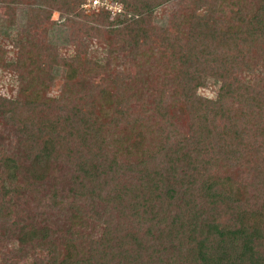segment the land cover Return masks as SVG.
Returning a JSON list of instances; mask_svg holds the SVG:
<instances>
[{"label":"trees","instance_id":"obj_1","mask_svg":"<svg viewBox=\"0 0 264 264\" xmlns=\"http://www.w3.org/2000/svg\"><path fill=\"white\" fill-rule=\"evenodd\" d=\"M115 1L113 18L85 14L83 0L0 1L11 21L17 5L29 15L6 30L12 56L0 47L15 86L0 114L21 152L0 147V167L20 172L0 185V218L8 193L37 202L0 264H264V0H188L162 26L152 17L170 0ZM53 11L73 46L57 94ZM115 61L138 73L137 97ZM52 163L67 169L43 193Z\"/></svg>","mask_w":264,"mask_h":264},{"label":"rangeland","instance_id":"obj_2","mask_svg":"<svg viewBox=\"0 0 264 264\" xmlns=\"http://www.w3.org/2000/svg\"><path fill=\"white\" fill-rule=\"evenodd\" d=\"M0 1L5 2L6 0ZM112 1L114 2L113 5H115V7H112L111 9L100 8L99 10H95L92 7L86 5L87 0H83L80 7L85 14H99L103 10H107L110 11V17L113 18L117 15V13L121 12V5L115 0ZM187 1L188 0H170L165 2L155 10V13L152 17V22L158 26L166 25L170 12L178 9H184ZM6 5V7H0V47H5L8 50V56L11 57L12 53L10 54L9 52H12L13 50L11 51L10 37H7V35H5L6 30L7 32L10 31V33H14L16 30L24 29L28 24L27 21L29 15L27 6L20 4L15 7V10L13 11V21H11V18L8 16L9 5ZM51 19L57 21V23H53L52 26L49 25L48 28L46 27L47 30L45 33V39L47 43L54 44L59 47L58 51L60 58L56 59V66L54 70L58 78H56L55 83L50 87L49 94H57L59 92L61 83L60 76L62 75V71L65 66V57L72 51L73 46L69 44L70 29L66 25H61V23L59 22V20H61L60 15L57 11L52 12ZM32 34L36 38H39L40 36L38 30L32 31ZM90 47V54L92 56H105L106 50L102 45L93 41ZM114 64L126 71L124 82L129 85L128 87L130 89V93L133 96L137 97L138 91L136 89V85L140 83L137 79L138 73H136V71L131 67L128 68L127 66H125V64H123L121 61H115ZM9 73L10 72L8 71L0 70V95L14 96L15 86H13L12 75H10ZM255 73L259 74L260 70H256ZM255 73L240 74V76L243 80H250L254 77ZM216 88L217 84L214 83L210 78L202 79L200 91L205 95H208L210 97L214 96L216 93ZM0 147L11 151L15 154V157L21 155V152L19 154L18 141L17 136L14 133V128L3 119L1 114ZM22 164L23 170L28 164L25 158L22 159ZM49 166L50 172L53 173L55 177L53 178L49 174H47V178L45 179V181H43V184L40 187L43 193L49 187V183L56 177H60L61 174L64 175L63 173H65L67 169V166L62 163H52ZM16 173L17 171L5 168L3 169L2 167H0V185L10 190L13 189L16 180H18V178L20 177V172L17 174ZM26 196L28 197V199H30L28 203L26 198L23 199V197H18L16 195H13L12 193H8V195L6 196V202L10 205V209L12 210L9 216H4L5 218H3L2 216V218H0V222L2 221V219L7 220V222L3 221L0 223V259H11V256H13V254H16V247L18 246V243L16 242L15 238L18 232L17 229L19 226V221L22 223V220L24 218H27V220L29 221H32V216L34 218L35 211L33 210V207L37 204V202L32 198L33 196L30 193L26 194ZM23 206L26 207V209ZM82 212L85 217L83 220L86 224V231L90 232L92 235L97 234L96 227L94 225L95 222L92 221V217H95V210L85 207ZM14 221H16V223L12 224V222Z\"/></svg>","mask_w":264,"mask_h":264},{"label":"built area","instance_id":"obj_3","mask_svg":"<svg viewBox=\"0 0 264 264\" xmlns=\"http://www.w3.org/2000/svg\"><path fill=\"white\" fill-rule=\"evenodd\" d=\"M113 3L112 0H87L86 5L95 10H99L100 8L111 9L112 7H115Z\"/></svg>","mask_w":264,"mask_h":264}]
</instances>
